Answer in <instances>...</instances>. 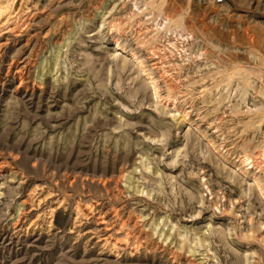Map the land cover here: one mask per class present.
I'll list each match as a JSON object with an SVG mask.
<instances>
[{
    "label": "rangeland",
    "instance_id": "374dc122",
    "mask_svg": "<svg viewBox=\"0 0 264 264\" xmlns=\"http://www.w3.org/2000/svg\"><path fill=\"white\" fill-rule=\"evenodd\" d=\"M0 264H264V0H0Z\"/></svg>",
    "mask_w": 264,
    "mask_h": 264
}]
</instances>
